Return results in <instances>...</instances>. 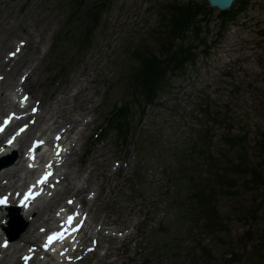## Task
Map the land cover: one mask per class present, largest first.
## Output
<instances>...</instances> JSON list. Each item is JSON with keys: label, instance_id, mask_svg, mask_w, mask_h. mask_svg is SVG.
<instances>
[{"label": "rangeland", "instance_id": "374dc122", "mask_svg": "<svg viewBox=\"0 0 264 264\" xmlns=\"http://www.w3.org/2000/svg\"><path fill=\"white\" fill-rule=\"evenodd\" d=\"M100 1L0 0V77H4L0 79V100L6 99L2 92L9 94L16 84L26 81L23 90L30 93L29 100L39 101L37 124L43 125L42 129L48 126L47 135L68 129L71 150L55 166L56 173L63 177L56 182L60 189L50 196L55 205L50 210L74 195L88 211L81 249L74 250L77 256L70 264H155L152 258L150 263L143 259L154 250L155 234L162 232L160 225L165 230L160 235L163 240L183 247L178 249L177 257L169 255L157 264H190L191 260L197 264H264L261 188L250 193L240 188L232 197L218 198V210L230 231L214 233L192 223L188 230V222L174 221L163 195L169 185L180 181L174 153L194 142L199 131L200 136L211 138L216 156L230 153L221 140L230 127L233 135L246 134L251 162L261 157L258 142L264 134V0H248L246 11L226 28L219 42L210 45L217 31L215 11L202 33L205 45L210 47L189 37L198 46L197 58L172 78L155 104L146 107L144 117L125 142L117 140L105 121L120 98L124 78L135 66L131 51L146 46L157 52L154 40L161 37L163 13L168 5L186 0H110L91 48L77 53L72 35L62 33L69 27V12L77 4L91 6ZM16 49L17 55L11 57ZM24 111L29 113L27 108ZM70 117L77 118V122ZM204 141L206 144L207 138ZM194 156L198 170H210L209 158ZM44 213V208L33 210L32 217L36 221V216L39 220ZM18 223L14 236L25 224L17 241L28 242L23 236L30 228L31 234L35 230L33 222L29 227L24 219ZM8 227L13 230L12 221ZM90 237L98 241L92 238L94 243L90 244ZM199 242L207 246L210 256L198 250ZM96 246L93 252L87 251ZM229 251L238 258L231 263L225 261ZM51 256L45 259L47 264L58 261ZM2 260L1 264L13 262V258Z\"/></svg>", "mask_w": 264, "mask_h": 264}, {"label": "trees", "instance_id": "16d2710c", "mask_svg": "<svg viewBox=\"0 0 264 264\" xmlns=\"http://www.w3.org/2000/svg\"><path fill=\"white\" fill-rule=\"evenodd\" d=\"M248 4V0H234L229 8L218 10L211 7L206 0H186L167 6L162 15L161 37L154 40L157 52H152L146 46L131 51L135 66L130 70L128 77L124 78L120 98L105 121V124L110 126V131L116 134L118 141L125 142L128 139L144 117L146 107L155 104L172 78L182 73L186 65L195 61L198 46L190 42L189 37L200 39L205 45L206 40L202 33L210 25L212 15L216 11L217 31L210 45L216 44L223 37L226 28L236 22L239 14L246 11ZM109 6L110 0H101L91 6L77 4L74 10L69 12V27L62 33L69 37L72 35L77 53H85L91 48L98 23ZM204 52L207 53V50ZM227 130L228 133L223 134L221 140L230 153L221 152L216 156L209 142L211 138L200 136V131L194 142L188 143L183 151L174 153L180 181L169 185L163 195L167 197L174 221L188 222V230L192 223L200 225L208 233L230 231L218 210L217 199L232 197L240 188L250 193L259 187L264 192V134L258 142L262 155L257 161L251 162L247 152L246 134L233 135L230 127ZM206 138L208 142L205 144ZM195 154H201L205 160L209 158L207 165L210 170L197 169ZM262 205L264 206V193ZM158 229L162 232H156L154 250L143 259L144 262L150 263L149 258H152L157 264L169 255L177 257L178 249L183 247L171 240H163L160 235L165 230L163 231L161 225ZM249 237L250 233L247 234V238ZM183 242L184 239H181V243ZM261 245L264 249V228ZM197 248L200 252L211 255L207 246L201 242ZM233 255L235 253L229 251V257L225 258V261L231 263L238 259ZM190 264H197V261L191 260Z\"/></svg>", "mask_w": 264, "mask_h": 264}, {"label": "bare ground", "instance_id": "6f19581e", "mask_svg": "<svg viewBox=\"0 0 264 264\" xmlns=\"http://www.w3.org/2000/svg\"><path fill=\"white\" fill-rule=\"evenodd\" d=\"M17 66V65H16ZM15 66V67H16ZM24 84H26V82H24ZM23 89V88H22ZM22 93H24V92H22ZM21 93V94H22ZM24 98H25V96H23V95H21L20 96V101H19V107H20V109H22V108H24V106H25V100H24ZM3 102H5V98L4 99H1L0 100V105H3ZM66 103H67V101H66ZM65 103L63 102V105H64ZM32 106V105H31ZM30 106V107H31ZM11 107V106H10ZM74 110V109H73ZM13 111V110H12ZM23 111H24V109H23ZM55 114V113H54ZM53 113L52 114H50V120H51V118L53 117V115H54ZM38 116V115H37ZM71 118V117H70ZM48 119V120H49ZM72 119V121L73 122H77V118H71ZM66 131H68V129H63V130H61V131H59V130H57V131H51L50 133H53L52 134V137H51V142H52V145H48V147L46 148V149H44V152H43V158L45 159H47V160H49V161H51V163H50V165L48 166V168H50V169H52L53 170V173H52V175H51V178H53V177H56L55 179H56V182L60 179V177H58V176H56V173L54 172V169H53V167H54V165H55V163H57V162H60V161H62L63 159H65V156L67 155V152H68V150H69V148H68V145H69V143H68V141H67V136H66ZM46 134V132H42V134ZM50 133H49V135H48V137L50 136ZM44 134H43V136H44ZM41 135V134H40ZM45 137V136H44ZM55 148H59L60 149V151H59V153H56V150H55ZM7 149H3V150H0V154H2L4 151H6ZM71 150V149H70ZM17 151V150H16ZM33 166H34V169L35 168H39V167H41L42 166V161L40 160V163H37V164H33ZM9 167V166H8ZM8 167H4V168H1L0 169V171L1 170H7L8 169ZM32 172H33V170H31ZM31 172V173H32ZM16 173H18V172H16ZM13 175V174H12ZM67 176V175H66ZM65 177V176H64ZM66 179V178H65ZM25 185L27 184L26 182L24 183ZM55 186H56V184H55ZM43 192H42V196H45L47 193H49V191H48V189H45V187L43 188ZM32 208V207H31ZM31 208H28L29 210H32ZM13 212L14 211H10V213L11 214H13ZM1 218H3V215L0 217V220H1ZM76 218L77 219H80L81 218V214L78 212V214H76ZM14 221V220H13ZM10 222V221H9ZM8 222V223H9ZM8 225H10L11 226V223H9ZM42 226H44V225H42ZM69 226H72V225H69ZM6 228L8 229V232L9 233H7L6 231ZM0 230H1V232H2V235L4 234V235H7L8 237H9V239H11L10 240V243H9V245L6 247V250L5 251H7V252H5V251H3L4 253H3V260L2 261H5L6 259H7V261L8 260H10L11 261V258H13V254H15L18 250H20V245H19V243H20V241H15V242H11L12 241V239H14L13 237H14V234H13V231H14V226H13V230L11 229V231H10V227H7V225H3V224H1L0 225ZM31 230L32 229H29V233H25V236H23V238L26 240V239H28V242L29 241H31V239H35V237H34V234H35V230L34 231H32V234H31ZM23 238H21V240H23ZM19 246V247H18ZM80 246H81V241H80V238H79V236L77 235H75V236H73L72 237V235H70L69 237H67V239L66 240H64V241H61V242H58V241H55V242H53L51 245H49V249H48V252L46 253V254H48V253H50V255H55V259H57L58 261L55 263V264H70L71 263V261H73V259L77 256V254H76V251H74L75 249H77V247H79L80 248ZM23 248V247H22ZM81 249V248H80ZM9 250L11 251V252H9ZM35 257L36 256H34L33 258L35 259ZM32 258V259H33ZM31 259V260H32ZM78 259V258H77ZM12 262V261H11ZM10 262V263H11ZM1 263V262H0ZM7 263V262H6ZM9 263V262H8ZM9 263V264H10ZM5 264V263H4Z\"/></svg>", "mask_w": 264, "mask_h": 264}, {"label": "water", "instance_id": "95a60500", "mask_svg": "<svg viewBox=\"0 0 264 264\" xmlns=\"http://www.w3.org/2000/svg\"><path fill=\"white\" fill-rule=\"evenodd\" d=\"M201 1V0H196ZM211 7L223 10L229 8L234 0H206Z\"/></svg>", "mask_w": 264, "mask_h": 264}]
</instances>
